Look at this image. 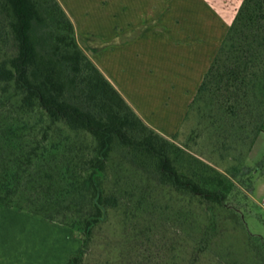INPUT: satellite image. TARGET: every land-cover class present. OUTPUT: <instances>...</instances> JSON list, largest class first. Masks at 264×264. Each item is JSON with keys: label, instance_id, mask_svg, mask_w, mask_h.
<instances>
[{"label": "rangeland", "instance_id": "1", "mask_svg": "<svg viewBox=\"0 0 264 264\" xmlns=\"http://www.w3.org/2000/svg\"><path fill=\"white\" fill-rule=\"evenodd\" d=\"M58 1L73 20L83 48L114 83L119 73L116 50H133L136 81L148 90V102L143 96L139 102L146 105L145 114L132 104L161 135L184 149L186 161L195 162L204 180L228 194V207L217 211L220 232L213 254L234 251L245 264H264L256 241L264 239V147L255 150L257 139L252 146L250 140L237 148L223 144L228 135L224 128L235 132L239 127L228 123L222 102L204 97L191 107L244 0ZM36 36L40 51L51 53L47 28L38 27ZM6 47L15 51L10 41ZM105 59L114 63V77L105 70ZM173 109L179 123L167 132V113ZM116 161L124 163L126 172L120 179L117 168H110L105 181L121 196L122 205L109 209L94 228L84 264H193L201 238L193 220L202 218L207 205L162 185L150 168L123 162L120 154ZM89 187L88 178L78 183L58 211H52L54 219L29 207L0 204V234L5 224L11 237H23V254L59 257L60 264H66L86 238L84 220L92 208ZM213 254H199L195 264H214Z\"/></svg>", "mask_w": 264, "mask_h": 264}, {"label": "trees", "instance_id": "2", "mask_svg": "<svg viewBox=\"0 0 264 264\" xmlns=\"http://www.w3.org/2000/svg\"><path fill=\"white\" fill-rule=\"evenodd\" d=\"M38 27L47 28L51 53L40 51ZM204 97L226 105L228 123H238L241 133L224 128L229 148L249 140L252 146L264 132V0L242 2L191 107ZM119 154L207 205L193 220L201 238L192 263L212 255L217 211L228 207V194L204 180L184 149L151 126L90 58L58 0H0V204L54 219L52 211L88 178L86 238L67 263L84 264L94 228L122 205L105 181L110 168L120 179L126 172ZM256 241L264 262V239ZM220 250L214 264H245Z\"/></svg>", "mask_w": 264, "mask_h": 264}, {"label": "crops", "instance_id": "3", "mask_svg": "<svg viewBox=\"0 0 264 264\" xmlns=\"http://www.w3.org/2000/svg\"><path fill=\"white\" fill-rule=\"evenodd\" d=\"M121 15H123V13ZM234 18L232 19V21L234 20ZM129 45H131V43H128V46ZM115 47L122 49L123 45H116ZM132 53L133 50L129 47L127 50H121V52H118L116 50L115 63L119 65V68H116L117 70H119V73H116V77L114 78L115 85L121 88L124 95L128 97V100L133 103L140 112H143V114H145L144 112L146 105L144 103L139 102L143 100L141 99L142 96L145 97L144 101L146 103L148 102V90L146 89L147 87L145 88V90H143L142 88V86L146 84L138 83V81H136L137 63L134 61ZM103 63L107 73L111 77H114V74L112 72L114 63L109 59H105V62ZM203 78L199 83L198 87L201 85ZM177 112V110L173 109L167 113V125L165 127V130L167 132L170 130H175L177 128L179 123V120L177 119L178 116L176 117ZM262 147H264V133H261L258 136L255 144V150L258 151V149L260 150ZM1 226H3L4 232L3 234H0V264H60L59 257H46L47 259H41V257L38 258L35 254H23V237H11L10 232H6L8 231L9 227H7L5 224H1Z\"/></svg>", "mask_w": 264, "mask_h": 264}]
</instances>
